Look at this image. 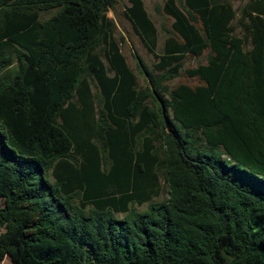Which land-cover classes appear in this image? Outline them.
Here are the masks:
<instances>
[{
    "label": "trees",
    "instance_id": "trees-1",
    "mask_svg": "<svg viewBox=\"0 0 264 264\" xmlns=\"http://www.w3.org/2000/svg\"><path fill=\"white\" fill-rule=\"evenodd\" d=\"M116 1L0 0V72L16 65L0 79V263L264 264V0H246L241 37L228 0H166L161 54L128 0L155 61L143 89ZM206 49L184 71L201 83L168 89Z\"/></svg>",
    "mask_w": 264,
    "mask_h": 264
},
{
    "label": "rangeland",
    "instance_id": "rangeland-1",
    "mask_svg": "<svg viewBox=\"0 0 264 264\" xmlns=\"http://www.w3.org/2000/svg\"><path fill=\"white\" fill-rule=\"evenodd\" d=\"M166 0H143L145 10L148 14L149 19L153 23L156 29V46L154 52L156 54H161L163 49L164 40L167 35L164 32V28H170L172 23V18L165 15L161 7ZM177 4H180L182 0H175ZM233 10L235 11V19L231 22L234 26V34L238 37L243 35V30L237 25V20L241 16V9L246 4V0H228ZM128 0H117L111 9L107 11V18L112 22V38L118 43L120 53L123 55L125 62L129 69L134 73L136 77V84L138 89H143L147 85V76L144 72V67L147 68L149 72H153L154 57L150 53L144 44L141 42L139 37L133 31L130 22L127 20L124 12L126 7H128ZM156 8H159L158 10ZM57 12V9L50 10L45 13H40L39 19L41 21L48 19ZM200 29V24H197ZM250 45H247L245 49H248ZM210 53L209 49L203 51L200 56H190L185 55L182 61V69L180 74L165 83L168 89L175 87L178 84H186L189 86L199 85L201 82L195 77H188L185 75L184 71L186 69L195 68L199 64H204L206 62L207 55ZM16 72V65L13 63L9 68L0 72V79L9 80ZM92 93L96 99L100 98V94L92 85ZM107 165V164H106ZM105 165V168L107 166ZM159 190L158 195L153 197L152 201H160L166 198V188L159 178ZM3 206V200L0 199V207ZM134 207L140 211L146 208V204ZM0 264H11L7 258H4Z\"/></svg>",
    "mask_w": 264,
    "mask_h": 264
},
{
    "label": "crops",
    "instance_id": "crops-1",
    "mask_svg": "<svg viewBox=\"0 0 264 264\" xmlns=\"http://www.w3.org/2000/svg\"><path fill=\"white\" fill-rule=\"evenodd\" d=\"M142 1V3H143V0H141ZM143 7H144V3H143ZM144 9H145V7H144ZM146 11V10H145ZM147 13V12H146ZM148 15V14H147Z\"/></svg>",
    "mask_w": 264,
    "mask_h": 264
}]
</instances>
